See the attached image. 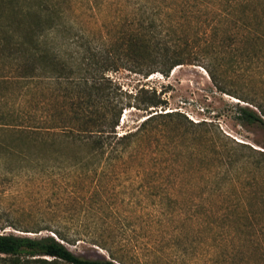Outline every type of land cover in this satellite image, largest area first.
Listing matches in <instances>:
<instances>
[{"label": "rangeland", "instance_id": "374dc122", "mask_svg": "<svg viewBox=\"0 0 264 264\" xmlns=\"http://www.w3.org/2000/svg\"><path fill=\"white\" fill-rule=\"evenodd\" d=\"M123 1L131 7L145 0ZM258 2L240 12L250 14L256 8L261 16L264 0ZM84 8V21L92 27L103 23L110 13H118L109 7L101 12L95 5ZM62 59L69 62L71 55ZM11 61L6 57L0 63L1 122L8 123L0 124V142L4 143L0 146V156L4 153L0 158L2 231L24 232L9 226L11 223L23 230L55 228L54 223H59L65 231L86 235L78 236L74 244L66 243L75 253L110 259L108 250L112 249L119 261L123 258L129 264H264V169L252 170L254 158L259 156L252 149L264 151V126L244 120L239 109L249 104L244 97L264 95V73L244 75V71L223 69V91L201 65H179L169 76L160 72L146 76L126 68L108 71L117 98L123 102L116 128L119 135L135 131L153 114L173 112L153 122L132 155L138 168L155 170L159 178L152 183L150 176L109 181L102 207L97 195L51 206L44 201L46 195L53 199L57 195L52 190L46 194L40 180L32 182L29 164L12 157L5 144L23 149L30 146L28 137L12 131L11 125L25 126L28 114L35 113L41 135L40 143L31 150L40 152L47 164H58L55 156H75L80 148L73 137L60 136V132L62 119H72L77 98L73 91L69 97L63 95L65 84L48 71L53 65L46 66L38 78L23 79ZM230 150L249 161L247 168H235L234 177L241 194L250 201V221L257 226H246L250 215L243 211L233 213L231 225L220 226L221 201L228 195L214 192L213 187L226 175L225 155ZM209 167L217 174L208 177ZM203 203L211 210L207 212ZM192 204L194 208H190ZM47 232L52 231L28 233Z\"/></svg>", "mask_w": 264, "mask_h": 264}, {"label": "trees", "instance_id": "16d2710c", "mask_svg": "<svg viewBox=\"0 0 264 264\" xmlns=\"http://www.w3.org/2000/svg\"><path fill=\"white\" fill-rule=\"evenodd\" d=\"M123 2L0 0V63L10 58L23 79L38 78L46 66L53 65L48 71L65 84L63 95L69 97L73 91L77 98L73 102L72 119H62L60 132V136L75 140L81 150L75 156H55L59 163L47 164L40 152L31 150L40 143L41 135L35 113L28 114L25 126L11 125L12 131L28 137L30 146L23 149L5 144L12 157L29 164L32 182L40 180L46 194L52 190L57 195L55 199L49 193L46 195L44 201L51 206L78 199L91 200L97 195L102 207L109 181L124 176L131 180L150 176L152 183L159 178L155 170L138 168L132 155L142 135L154 127L153 122L173 112L153 114L135 131L119 135L116 128L123 102L117 98L108 71L126 68L146 76L154 72L169 76L179 65H201L223 91L226 90L221 78L223 69L244 71V75L264 73V13L258 16L256 8L250 14L245 10L240 12L242 7L259 4L258 0H145L131 7ZM92 5L100 12L118 5L113 10L118 13H110L107 19L102 17L100 25L88 26L84 21V6ZM103 28L106 37L102 35ZM64 53L71 55L69 62L62 59ZM244 98L249 104L239 108L241 117L264 126V95L261 99L255 95ZM16 111L11 109L12 113ZM2 119L4 114L0 113V124H8L1 122ZM3 144L0 142V146ZM252 150L259 154L254 158L252 170L264 169V151ZM225 156L226 175L213 187L214 192L228 195L220 206L223 228L232 224L229 220L234 212L252 213L250 201L241 194L234 177L235 168H247L249 161L244 156L238 158L234 150ZM206 170L208 177L217 174L213 168ZM204 207L207 212L211 210L205 204ZM246 219L249 220L246 226H257L250 221L251 215ZM54 224L55 228L37 230L19 229L16 223L9 225L24 232L52 231L36 236L2 231L5 227L0 226L2 264H129L123 258L119 261L112 249L108 250L110 259L75 253L66 243L74 244L78 236L86 235L80 231L70 233L59 223Z\"/></svg>", "mask_w": 264, "mask_h": 264}, {"label": "water", "instance_id": "95a60500", "mask_svg": "<svg viewBox=\"0 0 264 264\" xmlns=\"http://www.w3.org/2000/svg\"><path fill=\"white\" fill-rule=\"evenodd\" d=\"M19 234H23V235H32L31 233L28 232H18Z\"/></svg>", "mask_w": 264, "mask_h": 264}]
</instances>
